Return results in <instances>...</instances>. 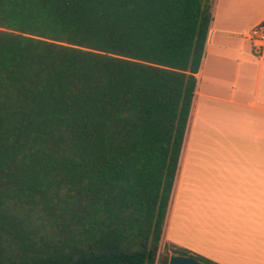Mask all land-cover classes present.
<instances>
[{"label":"trees","instance_id":"1","mask_svg":"<svg viewBox=\"0 0 264 264\" xmlns=\"http://www.w3.org/2000/svg\"><path fill=\"white\" fill-rule=\"evenodd\" d=\"M212 2L0 0V264H160Z\"/></svg>","mask_w":264,"mask_h":264},{"label":"crops","instance_id":"2","mask_svg":"<svg viewBox=\"0 0 264 264\" xmlns=\"http://www.w3.org/2000/svg\"><path fill=\"white\" fill-rule=\"evenodd\" d=\"M260 24L264 14L252 26ZM235 35L215 18L197 75L162 243L217 264H264V59L252 46L257 62L245 65L243 78L239 70L233 81L226 80L224 61L233 50L229 39L239 43L242 54L250 43L245 34L240 39ZM211 130L229 138L227 152L240 153V159L218 161L219 143L202 146V134ZM200 168H216L217 174L197 176Z\"/></svg>","mask_w":264,"mask_h":264},{"label":"rangeland","instance_id":"3","mask_svg":"<svg viewBox=\"0 0 264 264\" xmlns=\"http://www.w3.org/2000/svg\"><path fill=\"white\" fill-rule=\"evenodd\" d=\"M262 14H264V0H213L211 26L216 18L217 23H219L223 27L225 26V28L229 29V31L235 32V37L240 39V37H243L242 35L246 34L248 31L254 28V26L252 25L254 24L255 20L258 19ZM229 40H231L228 42L232 43L231 46L233 50H231V59L224 61V64L226 66L224 77L226 80L233 81L236 78L239 70L241 72L240 78H243L245 65L250 64L252 66V64H254V62H257L258 59L253 54L251 43L247 44V49L244 50V53L242 54L241 46L239 45V43L234 41V39ZM207 44H209V41ZM240 64H242V68ZM212 131L213 130L202 134L203 142L201 143V145L213 146L219 143V150L221 151V155L218 157V161L225 162L224 157L226 156L228 157V159H240V153H236L233 151L230 154L229 152H227L230 151L228 148L230 146V143L227 142L229 138L223 135V133ZM213 169L215 170L216 168H200L198 170L197 176H213V174H217L213 171ZM173 193L172 195H174ZM163 246L164 245L161 242L159 251L160 257L158 259V263L169 264L168 262H164L165 260L163 259V257L166 256V253L165 247ZM172 255L173 254H169L170 257Z\"/></svg>","mask_w":264,"mask_h":264},{"label":"built area","instance_id":"4","mask_svg":"<svg viewBox=\"0 0 264 264\" xmlns=\"http://www.w3.org/2000/svg\"><path fill=\"white\" fill-rule=\"evenodd\" d=\"M244 38L252 44L257 56L264 59V24L254 27Z\"/></svg>","mask_w":264,"mask_h":264},{"label":"water","instance_id":"5","mask_svg":"<svg viewBox=\"0 0 264 264\" xmlns=\"http://www.w3.org/2000/svg\"><path fill=\"white\" fill-rule=\"evenodd\" d=\"M164 262H168L169 264H204L191 257H183L176 255H172L169 261L165 260Z\"/></svg>","mask_w":264,"mask_h":264},{"label":"bare ground","instance_id":"6","mask_svg":"<svg viewBox=\"0 0 264 264\" xmlns=\"http://www.w3.org/2000/svg\"><path fill=\"white\" fill-rule=\"evenodd\" d=\"M189 159L192 160V156H190ZM186 160H187V159H186ZM182 175H183V174H182ZM219 187H220V186H219ZM221 191H222V190H221ZM219 192H220V190H219ZM223 192H224V190H223ZM220 193H221V192H220ZM218 194H219V193H218ZM219 197H220V196L218 195V199L220 200ZM221 198H222V197H221ZM221 200H223V199H221ZM224 203H225V202H224ZM217 215H218V214H217ZM217 215H215V216L217 217ZM218 216H219V215H218Z\"/></svg>","mask_w":264,"mask_h":264}]
</instances>
